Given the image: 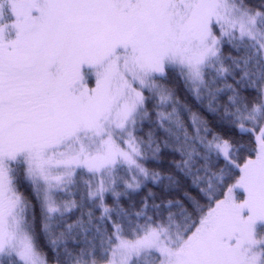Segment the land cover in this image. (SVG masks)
I'll use <instances>...</instances> for the list:
<instances>
[{
    "label": "snow or ice",
    "instance_id": "obj_1",
    "mask_svg": "<svg viewBox=\"0 0 264 264\" xmlns=\"http://www.w3.org/2000/svg\"><path fill=\"white\" fill-rule=\"evenodd\" d=\"M0 264H264V0H0Z\"/></svg>",
    "mask_w": 264,
    "mask_h": 264
}]
</instances>
